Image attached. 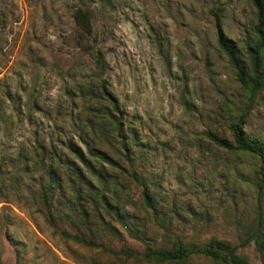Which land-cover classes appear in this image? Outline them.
<instances>
[{
    "label": "rangeland",
    "instance_id": "rangeland-1",
    "mask_svg": "<svg viewBox=\"0 0 264 264\" xmlns=\"http://www.w3.org/2000/svg\"><path fill=\"white\" fill-rule=\"evenodd\" d=\"M75 5L92 10L89 42L101 49L103 72L77 45ZM211 10L242 49L253 23L248 0H0V264H173L124 260L62 239L34 211L36 182L12 160L19 149L31 157L36 139L66 152L69 141L82 147L80 136L105 132L80 98L88 81L104 80L118 99L142 184L106 166L99 179L86 175L97 191L105 183L130 232L82 219L68 183L55 199L56 228L84 233L89 225L111 247L142 252L144 244L169 247L175 238L237 245L264 227L256 160L203 135L230 138L229 124L246 101L217 47ZM247 114L244 131L264 137V87ZM142 188L153 198L149 210ZM236 251L264 264L253 242ZM186 264L222 263L193 253Z\"/></svg>",
    "mask_w": 264,
    "mask_h": 264
},
{
    "label": "trees",
    "instance_id": "trees-1",
    "mask_svg": "<svg viewBox=\"0 0 264 264\" xmlns=\"http://www.w3.org/2000/svg\"><path fill=\"white\" fill-rule=\"evenodd\" d=\"M248 1L253 9V23L251 39L245 42L242 49L234 39L225 34L218 12L211 10L214 15L217 47L226 55L235 79L245 92L246 101L239 116L232 119L229 124L230 138L212 132H203V135L227 151L251 155L256 160L254 166L256 184L258 189L262 190L264 137L245 132L243 123L251 107V101L264 87V0ZM72 21L77 45L88 55L93 68L103 72L105 64L101 49L89 42L92 33V10L86 6L75 5L72 10ZM88 83L80 87V98L88 102V110L101 120L105 132L103 130L100 131L103 134H94L91 140L80 136L82 147L69 141L64 144L66 152L62 150L58 152L52 145H45L43 140L36 139L31 157L26 156L22 149H19L15 159L12 160L15 167L22 163L23 167L20 169L25 174L29 172L30 179L36 182L34 211L43 223L52 229V233L83 246L99 248L124 260L145 263L186 264L190 255L195 253L210 257L222 264H249L247 258L236 250L238 246L253 242L264 262V227H261V224L237 245L216 238L203 244L188 245L175 238L169 247L144 244L142 252L128 246L118 249L111 247L95 236L93 228L89 225L84 233L56 228L55 199L63 185L68 183L73 187L75 196L73 208L82 219L85 221L92 219L100 229L108 227L114 230L117 225L130 232L118 207L111 205L105 183H101L97 191L93 184L88 182L86 175L99 179L103 177L106 166L125 175L135 185L142 184L135 161L134 141L129 136L127 121L123 118L124 112L120 108L118 99L107 89L104 80H98L94 85H91L93 81ZM185 103L189 105L187 101ZM21 157L26 161H21ZM82 185L87 186L84 198L81 193ZM140 198L144 209L149 210L153 207L152 195L144 188L141 190ZM133 236L138 238V233Z\"/></svg>",
    "mask_w": 264,
    "mask_h": 264
}]
</instances>
